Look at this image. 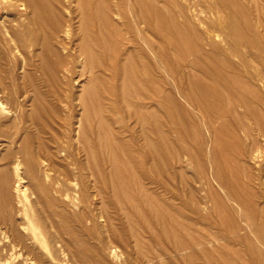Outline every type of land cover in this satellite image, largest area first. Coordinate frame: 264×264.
<instances>
[{
  "label": "rangeland",
  "instance_id": "rangeland-1",
  "mask_svg": "<svg viewBox=\"0 0 264 264\" xmlns=\"http://www.w3.org/2000/svg\"><path fill=\"white\" fill-rule=\"evenodd\" d=\"M135 1L89 0V4H87L88 0L87 3L86 0L85 2L84 0H45L52 9L45 11L46 8L42 7L40 17L33 11L27 0H0V181L2 185L4 183L8 185L7 188L0 182V238L2 239L5 233L12 232L11 223L21 229V221L27 220L25 214L27 212L39 224L42 235L46 239L45 245L48 246H44V248L40 240H36L34 246L42 250L40 258L42 262L39 261L37 264H60L61 262L62 264L70 262L71 264H258L260 263L258 257L249 251L248 246L252 243L254 247L264 249L260 238L259 240L257 238L259 220L264 219L262 217L264 216V209H262L264 207V56H261L264 55V51H262L264 49L262 48L264 47L262 45L264 44L262 41L264 40V34H262L264 29L258 28L256 31L257 38L260 39V42L255 44L257 47L255 45L242 47L241 45L243 52L241 48L240 50L237 48V53L234 51L235 55L233 52H231L232 55H229L231 50L223 44L222 35L219 37L211 30L212 20L218 18L221 13L218 9L217 11L215 8H213L214 10L210 8L212 0H156L168 18L170 17L178 23H184L193 28L192 30L195 31L193 32L197 34L194 36L193 32H188L191 37H194L190 39L188 34L185 38L190 40L192 45L197 40L201 46L198 47V42H196L195 46L198 49L196 48V51L187 54L184 56L185 59L181 60V51L174 44V41H177V34L173 33L175 31H172V35L170 28L166 29V39L159 40L154 32L148 28V30L145 29L144 23L139 20L135 11L130 12L134 10ZM85 3V7L82 6ZM87 5L88 10L92 11V15L85 9ZM104 6L108 9V13L107 11L105 13ZM129 9L130 11L125 12ZM215 11L217 13L220 11V13H214ZM96 12L97 15H95ZM103 12L104 15L108 14L109 21L106 16L102 15ZM214 14L218 17L213 16ZM103 18L107 20L105 21ZM151 22L153 23V18ZM146 34L151 38L149 39L151 50L145 47ZM214 35L219 44L218 50L215 48L214 52L216 50V53L218 51L220 55L211 53L213 50L211 39H214ZM99 40H105L104 42L110 47L108 50L104 49L106 53L101 52L102 48L98 49L97 41L99 42ZM84 41H88L86 43H90L92 47L96 46L98 49L93 47L91 56L93 60H87L89 64L92 62V65L86 64V59L77 55L78 48ZM188 41L187 43H190ZM141 45H145L144 48ZM111 47H116L118 52H115V49L112 51ZM141 47L143 50L146 48L147 53L143 52ZM51 48L55 51L58 50L63 57H67L71 61V63L68 62L70 65H65L67 59L63 60L60 56L55 55ZM132 48L134 49L132 50ZM227 48L229 54L227 50L224 51ZM160 49L165 50L167 59L165 63L158 66L155 54ZM223 51L230 58L224 59ZM113 52L116 53L117 71L120 70L116 77L111 71L113 65L110 66L113 63ZM100 53H102V57H100ZM202 54L209 55L206 58V55L202 56ZM210 56L215 58L214 61L211 58L208 59ZM75 57L77 59L74 61ZM145 57L149 62L143 63ZM194 57L199 58L198 61L202 59L203 63L199 61L200 63L193 64L191 59ZM243 57L246 58L247 63ZM108 59L110 61L105 63ZM94 63H97L98 66L93 65ZM100 63H104L106 67L104 68V65L99 67ZM215 63L220 66L217 67L218 64ZM71 64H73L72 69L70 68ZM234 64L237 67V72ZM130 65H133L134 68ZM232 65L234 66L232 67ZM48 68L56 75L50 72L49 74ZM65 68L68 70L64 72ZM126 68L129 69L128 72H126ZM215 68L222 69V75L225 72V77L229 79L232 86L229 81L228 83L225 81L227 78L215 74ZM130 70H133V73L137 72L135 73L137 79L142 77L138 86L149 87L146 85L152 81V84L149 82L150 87L146 90L138 88L137 79L134 78L135 82L134 79L130 82L128 76V79H125L126 75L132 73ZM211 71L213 72L211 73ZM231 72L237 73L238 78L235 76V79L237 81L240 79L239 82L235 81V84L232 82L235 79ZM66 73H69V76ZM143 77L150 79L146 83L143 81ZM244 81L247 82L244 83ZM241 82L245 85L238 84ZM236 84L239 88L233 90L232 87ZM197 85L212 92L208 93L206 90L204 94H201L204 91L198 86L200 95H202L200 97ZM134 86H137L136 89ZM159 86L163 88L164 92H162L166 95L163 105H159V93L155 91L156 95L154 92V89ZM132 88H134L135 94L137 88H141L140 91L147 92L149 89L152 92L148 93V99H146L148 96L143 97L145 95L142 94L140 100L144 103L135 105L132 103L135 98V95L132 94L133 91L130 90ZM118 89H120L119 93H122H120L122 97L117 94ZM222 89L225 90L222 91ZM110 91L111 93L116 91L117 97L113 96ZM213 92L219 96H216L215 99L217 98L221 103L211 99L214 97L212 96ZM87 94L90 95L87 96ZM208 94L211 98L205 97L209 96ZM243 95L244 101L241 98ZM64 97L69 101L66 99V102ZM197 98H200L202 103ZM214 103L218 106L216 105V107ZM201 104L208 109L207 112L210 115L203 111L205 109L201 107ZM86 105L88 106L86 107ZM98 106L101 110L98 109ZM134 111L142 112L140 114L144 119L151 113L162 115L157 116L162 120V131L166 134L164 136L163 132V138L166 141H164L166 144L164 142L163 144L166 147L162 153L165 154L162 156L161 153L158 154L161 158L163 157L162 159L157 155L154 156L155 158L152 155L146 157V150L142 151L147 145L145 144L146 136L150 135L148 137L150 139L152 133L150 134L149 131V133L147 132L149 135L144 136L142 117L139 116L141 119L135 121L134 114H137L136 118L140 114ZM128 112L132 113L134 117ZM214 112H217L218 115L216 113L215 116ZM128 115L130 118H127ZM114 116L118 118V121L121 118V121L118 122ZM80 117L86 118L83 119V128H86L88 132L84 129L81 135L82 140L77 138L78 135L76 136L80 128L78 122ZM40 118L41 120L46 119L47 125L43 120L41 121L43 122L42 126L39 123ZM144 119L142 120L144 121ZM55 120L58 121V123L56 121L57 126L54 125ZM61 121H63V125ZM65 121L69 122V127L66 125L68 122L65 123ZM48 124H51V127H47L50 126ZM118 128L120 129L118 130ZM147 128L149 127L147 126ZM15 129L18 133L13 141H10V131L13 135L16 133ZM68 129L71 131L69 132ZM67 132L72 134V137H69L70 140L68 139L69 135H66ZM86 137L88 140L85 139ZM153 137L155 138V134ZM44 138L46 141H43ZM106 139L107 141H105ZM130 139L133 141H129ZM155 140L152 142H157ZM112 141L114 144L116 143L115 146L110 143ZM22 142L24 143L23 147L20 146ZM38 142H40L39 146ZM82 142L83 144L86 142L84 146L81 144ZM66 143L69 148L68 155L64 150ZM85 146H88L89 149H85ZM107 147L109 148L107 149ZM111 147H114L115 150H111ZM24 149L25 151H23ZM94 149H96V153ZM87 150L90 151H88L90 154H87ZM47 153H49L50 159L47 158ZM17 162L18 164L21 162L19 166L17 165L19 171L16 169L19 175L14 173ZM65 172L69 174L66 175ZM5 177L8 178L6 179L9 180L8 182ZM53 179L59 182L57 183ZM17 181L21 187L27 186L26 196L28 198L20 194L21 201L19 195L16 196ZM74 183L79 186L77 184L75 186ZM54 184L56 187H61H59V192L52 187ZM29 185L30 187H28ZM4 187L6 191H3ZM52 208L57 210L56 214L60 209H64L63 212L66 215L64 218V214L60 210L63 216L61 212H59L61 218L59 214L58 216L54 215V222L56 224L64 222L60 224H67L66 227L72 229L70 236L68 233L62 234V237L65 235L63 238H66V242H63L64 245L60 244L62 243L60 241L57 244V231L53 226V228L50 226L51 221L47 214ZM78 216L82 220H79ZM78 220L82 222L79 223ZM68 223L72 226H68ZM39 245L41 246L39 247ZM61 245L65 248H61ZM210 245L215 246L211 247ZM3 253L5 255V251ZM252 254L253 256H251ZM77 255L82 261L77 258ZM19 256V259H22L23 255ZM64 261L66 262L64 263Z\"/></svg>",
  "mask_w": 264,
  "mask_h": 264
},
{
  "label": "bare ground",
  "instance_id": "bare-ground-1",
  "mask_svg": "<svg viewBox=\"0 0 264 264\" xmlns=\"http://www.w3.org/2000/svg\"><path fill=\"white\" fill-rule=\"evenodd\" d=\"M26 1V0H25ZM126 1V0H125ZM165 1V0H164ZM213 2H212V4H211V9H213V8H215L216 10L218 9V10H220L221 11V13H222V15H221V13H220V11L218 12V13H220V16L218 17V15H216V14H214L213 16H217L218 18H216L215 20H212V28H211V30L212 31H214V34H216V35H222L221 37H223L222 38V40L224 41V43L223 44H225L231 51H230V54H229V49L227 48V49H225L224 51H228V54L229 55H232V53L231 52H233V54L235 55V52H236V50H237V48H239L238 50H240V48L242 49V47H247V46H253V45H255L256 43H259L260 42V39L259 38H257V34H256V31H258L257 29L258 28H261V29H264V0H215V2H214V0H212ZM27 2H28V4H30L31 5V7H32V9H33V11L37 14V16H40V11H41V8L43 7V9H44V7L46 8L45 9V11L47 10V9H49V10H51L52 9V7H50V5H48V3L47 2H45V0H27ZM26 2V3H27ZM54 2V1H53ZM84 2H85V0H84ZM81 3V2H80ZM86 3H87V0H86ZM86 3L84 4V5H82V6H84L85 7V5H86ZM92 3V2H91ZM83 4V3H82ZM87 4H89V0H88V3ZM98 4V3H97ZM107 5H108V3H107ZM107 5H105V6H107ZM126 5V4H125ZM95 6V5H94ZM99 7H100V5H98ZM104 6V8L106 9H104V8H102V9H104L105 10V13H106V11H107V13H108V6H107V8ZM131 6H133V5H131ZM130 6V7H131ZM216 6V7H215ZM91 7V6H90ZM94 8H96V7H94ZM83 10H84V8H82ZM87 11H90V10H88V5H87V8H85ZM90 9V8H89ZM125 9V8H124ZM132 9V8H131ZM214 10V9H213ZM212 10V11H213ZM217 10V11H218ZM95 11V10H94ZM93 11V14L95 13ZM101 11V9L99 10V12ZM128 11H130V9L129 10H126L125 12H128ZM132 11H135L136 12V15L139 17V20H141L143 23H144V26H145V29H149V30H151V32H154L156 35H157V38L159 39V40H163L164 41V39H166V29H169L170 30V32H171V34H172V31H175V32H173V33H176L177 34V41H174V44H176V48L179 50V51H181V57H180V59L182 60V58H183V60L185 59V57L184 56H186L187 54H189V53H193L194 51H196L198 48H197V46H195V44H196V42H198L197 40H196V42L194 43V45H192V42L190 41V43H187V41L188 40H186V36H188V34L189 33H192L194 30H192L193 28H191V27H188L187 25H185L184 23H178V22H176V21H174L172 18H168V16L165 14L166 12L165 11H163V9L161 8V7H159L158 6V4L156 3V0H136L135 1V7H134V10H131L130 12H132ZM217 11H215L214 13H217ZM53 12H55V11H53ZM81 12H82V10H81ZM91 13H89V14H91L92 15V11H90ZM165 12V13H164ZM83 13V12H82ZM86 13V12H85ZM84 13V14H85ZM102 13V12H101ZM217 13V14H218ZM99 14V13H98ZM131 14V13H130ZM86 15H87V13H86ZM95 15H97V12H96V14ZM102 15H104V12H103V14ZM134 15V14H133ZM56 16H57V13H56ZM88 16H90V15H88ZM104 16H106L107 18H108V21H109V17H108V14L107 15H104ZM36 17V16H35ZM41 17V16H40ZM102 17V16H101ZM47 18V17H46ZM59 18V17H58ZM89 19H92V18H90V17H88ZM152 18H153V23L151 22L152 21ZM104 19V18H103ZM105 21L107 20L106 18L104 19ZM137 20V19H136ZM90 22H92V21H90ZM93 23V22H92ZM105 23V22H104ZM110 23H112V22H110ZM4 24V23H3ZM108 24V23H107ZM107 24H105V25H107ZM93 25V24H92ZM112 25V24H111ZM130 25V24H129ZM104 26V25H103ZM84 27H85V24H84ZM107 27V26H106ZM111 27V26H110ZM116 27V26H115ZM132 27V26H131ZM90 28V27H89ZM101 28H102V26H101ZM108 28V27H107ZM114 28V27H113ZM128 28V27H127ZM106 29V28H105ZM147 29V30H148ZM174 29V30H173ZM87 30V29H86ZM165 30V31H164ZM260 30V29H259ZM88 31H89V29H88ZM104 31V30H103ZM106 31H108V30H106ZM116 31V30H115ZM186 31H187V35H186ZM105 32V31H104ZM147 32V31H146ZM166 32V33H165ZM189 32V33H188ZM195 32V31H194ZM193 32V34L192 35H194V36H196L197 34L196 33H194ZM92 33V32H91ZM150 33V32H149ZM147 33L148 35H150V34H152V33ZM259 33V32H258ZM113 34H115L114 33V31H113ZM121 34V33H120ZM147 34H146V36H147ZM262 34H264V33H262ZM42 35V34H41ZM173 35V34H172ZM190 35V34H189ZM260 35V34H259ZM99 36V35H98ZM101 36V35H100ZM105 36V35H104ZM104 36H103V38H104ZM151 36V35H150ZM176 36V35H175ZM193 36V37H194ZM93 37V36H92ZM116 37V36H115ZM193 37H191V35L189 36V38L191 39V38H193ZM214 37V39H215V35L213 36ZM220 37V36H219ZM94 38V37H93ZM99 38H101V37H99ZM110 38V37H109ZM122 38V37H121ZM216 38H218L217 36H216ZM149 39H151L150 37H148L147 36V39H146V46L145 45H141V46H143V48H144V46L145 47H147V49L148 50H151V44H150V40ZM158 39H157V41H158ZM188 39V38H187ZM195 39V38H194ZM193 39V40H194ZM211 39V47H212V51H211V53H213V55L214 54H217L218 53V51H217V53H216V50H218L217 49V47H218V42L216 41V40H218V39ZM101 40H103L102 38H101ZM101 40H99V42L97 41V44L99 45V47H98V49L99 50H101L100 48H102L103 50H101V52L103 53H106L105 51H104V49H106V50H108V45L104 42V41H101ZM120 40V39H119ZM188 41V42H189ZM262 41H264V40H262ZM86 42H88V41H86ZM85 41L80 45V48H78V51H77V55H80L81 57L83 56V58L84 59H86V61L87 60H93V58L91 57L92 56V48L94 47V49L96 48V46H93L92 47V45H90V43L88 44V43H86ZM108 42V41H107ZM176 42V43H175ZM66 43V42H65ZM144 43V44H145ZM181 43V44H180ZM15 44V43H14ZM163 44V43H162ZM199 42H198V47H200L199 46ZM43 45V44H42ZM240 45V47H237V46H239ZM241 45H242V47H241ZM243 45H245V46H243ZM259 45V44H258ZM262 45H264V44H262ZM52 46H54V45H52ZM256 47H257V45H255ZM114 47V46H113ZM249 47V48H250ZM137 48V47H136ZM161 48V47H160ZM197 48V49H196ZM216 48V50H215V52H214V49ZM262 48H264V47H262ZM52 49V48H51ZM94 49H93V51H94ZM97 49V48H96ZM97 49V50H98ZM109 49H110V47H109ZM113 49H115L114 51L115 52H118V49L115 47V48H112L111 47V50L113 51ZM134 48H132V50H133ZM141 49H142V47H141ZM146 49V48H145ZM145 49L143 50V52H146L147 53V49H146V51H145ZM220 49V48H219ZM48 50V49H47ZM52 50H54V49H52ZM222 50V49H221ZM233 50V51H232ZM255 50V49H254ZM224 51H223V53H224ZM235 51V52H234ZM257 51V50H256ZM262 51H264V49H262ZM52 52V51H51ZM54 53H55V55H58V56H60L61 57V59H67V57H63L62 55H60L59 54V51L57 50V51H53ZM95 52V51H94ZM219 52H221V51H219ZM240 52V51H239ZM242 52H243V49H242ZM251 52V51H250ZM259 52H261V51H259ZM58 53V54H57ZM97 53H99V52H97ZM102 53H100V57H102L101 55H102ZM132 53V52H131ZM210 53V52H209ZM237 53V52H236ZM241 53V52H240ZM70 54H72L71 52H70ZM113 54H114V52H113ZM112 54V55H113ZM118 54V53H117ZM133 54V53H132ZM219 54V53H218ZM222 54V53H221ZM226 54H227V52H226ZM227 54V55H228ZM239 54V53H238ZM242 54H244V53H242ZM261 54V53H260ZM54 55V54H53ZM74 55V54H73ZM97 55V54H96ZM99 55V54H98ZM105 55H107V54H105ZM104 55V56H105ZM131 55V54H130ZM151 55V54H150ZM206 55V58H207V56L209 55H207V54H205ZM205 55H203L202 54V56H205ZM220 55V54H219ZM227 55H225V53H224V59H226V57H229L230 58V56H227ZM75 56V55H74ZM74 56H73V58H74ZM107 56H109V55H107ZM111 56V55H110ZM143 56V55H142ZM147 56V55H146ZM155 56H156V62H157V64H158V66H160V65H162L163 63H165L166 62V59H167V55H166V52H165V50L164 49H160L159 51L157 50V52H156V54H155ZM201 56V55H200ZM216 56H218V55H216ZM238 56V55H237ZM242 56H244V55H242ZM255 56V55H254ZM261 56H264V55H261ZM71 57H72V55H71ZM144 57V56H143ZM148 57V56H147ZM147 57H145L146 59L144 60V62L143 63H146L145 61H147V62H149V60H148V58ZM198 57V56H197ZM219 57V56H218ZM241 57V56H240ZM245 57V56H244ZM243 57V58H244ZM250 57H252V56H250ZM45 58V57H44ZM73 58H72V60H73ZM99 58V57H98ZM106 58V57H105ZM139 58V57H138ZM137 58V59H138ZM203 58H205V57H203ZM205 58V59H206ZM209 58H211V56L210 57H208V59ZM222 58H223V56H222ZM242 58V59H243ZM257 58V57H256ZM47 59V58H46ZM77 58L75 57V59H74V61L76 60ZM100 59V58H99ZM134 59V58H133ZM198 59L199 58H196V57H194V58H192L191 59V62L193 63V64H198V63H200L199 61H201L202 63H203V61H202V59L201 60H199L198 61ZM207 59V60H208ZM213 61H214V59L213 58H211ZM218 59V58H217ZM216 59V60H217ZM224 59H222V60H224ZM228 59V58H227ZM245 60H246V58H244ZM243 59V60H244ZM70 60H71V58H70ZM82 60V59H81ZM91 60V61H92ZM115 60H116V53L112 56V61H113V63H111V65L110 66H112V74H113V76H117V73H119L118 71H120V70H118L117 71V69H118V67H117V62H115ZM219 60V59H218ZM231 60V59H230ZM242 60V62L244 63V61ZM255 60V59H254ZM58 61V60H57ZM100 61V60H99ZM110 60L108 59L107 60V62H105V63H108ZM136 61V60H135ZM151 61V60H150ZM61 61H59V63H60ZM64 62H66V61H64ZM68 62H70L71 63V61H69L68 59H67V64L65 63V65H70V64H68ZM73 62V61H72ZM84 62H85V60H84ZM88 62V61H87ZM86 62V64H89V62L87 63ZM98 62V61H97ZM134 62V61H133ZM217 62V61H216ZM223 62V61H222ZM222 62H221V64H222ZM92 63V62H91ZM90 63V64H91ZM224 63V62H223ZM246 63H247V60H246ZM61 64V63H60ZM59 64V65H60ZM86 64H84V65H86ZM89 64V65H90ZM97 65V63H94L93 65ZM131 64V63H130ZM136 64H137V61H136ZM151 64V63H150ZM213 64V63H212ZM211 64V65H212ZM215 64H218V63H215ZM214 64V65H215ZM231 64V63H230ZM238 64V63H237ZM72 65L73 64H71V66H70V68L72 67ZM92 65V64H91ZM100 65L101 66H99V67H102L103 65V67L105 68L106 67V65L104 64V63H100ZM108 65V64H107ZM129 65V64H128ZM134 65V64H133ZM133 65H130L131 67H133ZM147 65H148V63H147ZM235 65V64H234ZM234 65H232V67L234 66ZM62 66V65H61ZM63 66H64V64H63ZM62 66V69H64V67ZM98 66V65H97ZM130 66H128L129 67V69H130ZM150 66V65H149ZM213 66V65H212ZM218 66H220L219 64L217 65V67ZM44 67H46V66H44ZM60 67V66H59ZM67 67V66H66ZM136 67V66H135ZM144 67V66H143ZM216 67V66H215ZM47 68V67H46ZM54 68V67H53ZM61 68V67H60ZM84 69H85V67H83ZM89 68H91V67H89ZM134 68V67H133ZM138 68V67H137ZM150 68V67H149ZM213 68H214V66H213ZM234 68H236V72H237V67H236V65H235V67ZM50 69H52V68H50ZM56 70H57V68H55ZM72 69V68H71ZM127 69V68H126ZM129 69H127V71L126 72H128V70ZM132 69V68H131ZM216 70H215V74H217V75H219V76H223L222 78H227V77H225V72H224V75H222V73H221V71H222V69L220 70V69H218V68H215ZM61 70V69H60ZM66 70H68V68L66 69L65 68V70H63L64 72L66 71ZM211 70V69H210ZM224 70V69H223ZM58 71H59V69H58ZM132 73H133V70H130ZM239 71V70H238ZM257 71V70H256ZM50 72V70H49V68H48V73ZM71 72V71H70ZM131 72H129V73H131ZM213 71H211V73H212ZM50 73H52V74H55L56 75V73L54 72H50ZM49 73V74H50ZM128 74V75H126V78L125 79H128L127 78V76L129 77V81L130 80H133L134 78L135 79H137V77H135V73H137L136 71H135V73H133V74ZM232 73V72H231ZM230 73V74H231ZM234 73V72H233ZM232 73V77L235 79V76L238 78V76L236 75V74H233ZM67 74V73H66ZM69 74V73H68ZM67 74V76H69ZM111 74V73H110ZM214 74V73H213ZM137 75V74H136ZM141 75V74H140ZM227 75H229V74H227ZM145 77V76H144ZM143 77V78H144ZM231 77V80H233V78ZM98 79V78H97ZM124 79V80H125ZM135 79H134V82H135ZM146 78H144L143 79V81H145L146 83H147V81H149V79L150 78H148L147 77V79L145 80ZM215 79V78H214ZM127 80V81H128ZM142 80V77H140V78H138L137 79V86H138V84H139V81H141ZM217 80V79H216ZM127 81H126V83H127ZM212 81V80H211ZM215 81V80H214ZM218 81H220V80H218ZM225 81H227V83H228V81H229V79L227 78ZM235 81L236 82H239L240 81V79H239V81H237V79H235L234 81H232L234 84H235ZM124 82V81H123ZM131 82V81H130ZM150 82V81H149ZM149 82L147 83L148 85H146L145 83V85L146 86H149L150 87V85H149ZM195 82V81H194ZM198 82V81H197ZM245 82H247V81H244V83ZM126 83H124L125 85H126ZM129 83V82H128ZM141 83H143V82H141ZM140 83V84H141ZM229 83H231L230 81H229ZM135 84V85H136ZM150 84H152V81L150 82ZM217 84V83H216ZM220 84V83H219ZM239 85H245V84H243L242 82L241 83H238ZM238 84H236V86L235 85H233V90L235 89H237V88H239L237 85ZM203 85V84H202ZM227 85H229V84H227ZM231 86H232V83L230 84ZM229 85V86H230ZM89 86V85H88ZM131 86V85H130ZM137 86H134V88L136 89V87ZM199 85H197V89H198V91H199V95H200V88L202 89V91H204V92H202L201 94H204L205 92H206V90H204L202 87H198ZM204 86V85H203ZM222 86V85H221ZM226 86V85H225ZM235 86V87H234ZM111 87H113V86H111ZM110 87V88H111ZM117 87V86H116ZM139 87H141V88H145L144 86L142 87V86H138V88ZM149 87H146L145 88V90L147 89V88H149ZM154 87V86H153ZM207 87H209V85H207ZM246 87H247V84H246ZM248 87H250L249 85H248ZM114 88H115V86H114ZM119 88V87H118ZM131 88V87H130ZM134 88H132V89H130V90H134ZM137 88V90H136V94H135V92L133 91H131L132 92V94L133 95H135V98H134V96H131V98H134L133 100H132V103H134L135 105H137L138 103H144V102H141V100H140V96H142V94L143 95H145V96H143V97H146V96H148L146 99H148L149 98V92H152L151 90L149 91V89L147 90V92L144 90V91H140V90H142L141 88L140 89H138ZM210 88H212V87H210ZM221 88V87H220ZM223 88H224V86H223ZM254 88V87H253ZM128 89V88H127ZM156 89V90H155ZM154 89V92L156 91V92H158L159 93V105H163L164 104V102H165V100H164V96H166V95H164V90H163V88L162 87H158V88H155ZM228 89V88H227ZM230 89V88H229ZM250 89H251V87H250ZM255 89V88H254ZM116 90V89H115ZM119 90L120 89H118V95L121 93H119ZM212 90H214V88H212ZM223 90H225V89H222V91ZM93 91V90H92ZM111 91H112V89H111ZM111 91H110V93H111ZM123 91V90H122ZM140 91V92H139ZM163 91V92H162ZM208 91V90H207ZM209 91H211V90H209ZM209 91H208V93H209ZM215 91H217V90H215ZM214 91V92H215ZM230 91V90H229ZM96 92H98V91H96ZM125 92V91H124ZM131 92H129L130 94H131ZM153 92V93H154ZM156 92H155V94H156ZM212 92V91H211ZM213 92V93H214ZM114 93V94H113ZM115 93H116V91L115 92H112L111 94L114 96L115 95ZM128 93V92H127ZM163 93V94H162ZM197 93V92H196ZM229 93V92H228ZM230 93H231V91H230ZM232 93H233V91H232ZM122 94V93H121ZM120 94V95H121ZM131 94V95H132ZM207 94V93H206ZM226 93L224 92V95H225ZM88 95H90V94H87V96ZM127 95V94H126ZM157 95V94H156ZM209 96H205V97H208V98H211L210 97V94H208ZM231 95H233V94H231ZM245 95V94H244ZM244 95L241 97L242 99H243V97H244ZM253 95V94H252ZM66 96V95H65ZM116 96V95H115ZM196 96H198V95H196ZM196 96H195V99H196ZM202 95H200V97H201ZM212 96H214L213 98H211V99H214L213 101L215 102H218V103H221V102H219L218 101V99L216 100L215 99V97L217 96V95H215V93L212 95ZM228 96V95H227ZM239 96V95H238ZM255 96V95H254ZM84 97V96H83ZM117 97V96H116ZM115 97V100L117 99ZM121 97H122V95H121ZM127 97V96H126ZM217 97H219V96H217ZM223 97V96H222ZM226 97V96H225ZM229 97V96H228ZM246 97V96H245ZM41 98V97H40ZM88 98V97H87ZM66 102H67V98H63ZM67 99V100H66ZM79 99V98H78ZM145 99V100H146ZM200 99V98H199ZM198 98H197V100L198 101H200ZM207 99V98H206ZM220 99V98H219ZM238 98H236V100H237ZM245 99V98H244ZM244 99H243V101H244ZM89 100V99H88ZM135 100V101H134ZM143 100V99H142ZM145 100H143V101H145ZM228 100H230V99H228ZM239 100V99H238ZM249 100V99H248ZM69 101V100H68ZM197 101V102H198ZM202 101V100H201ZM200 101V103H202ZM212 100H211V102H213ZM224 101V100H223ZM1 102V101H0ZM36 103H37V101H35ZM65 102V103H66ZM147 102V101H146ZM145 102V103H146ZM91 103V102H90ZM203 103H204V100H203ZM31 104V103H30ZM67 104V103H66ZM86 104H87V102H86ZM88 104H89V101H88ZM167 104V103H166ZM213 104V103H212ZM215 104V106L217 105L216 103H214ZM231 104H232V102H231ZM40 105V104H39ZM202 105V104H201ZM207 105H209L208 104V102H207ZM246 105V104H245ZM249 105V104H248ZM247 105V106H248ZM33 106V105H32ZM88 105H86V107H87ZM100 106V105H99ZM99 106H98V109H100L101 108V106H100V108H99ZM147 106V105H146ZM166 106V105H165ZM198 106H199V104H198ZM204 105H202L201 107H203ZM218 106V105H217ZM216 106V107H217ZM232 106V105H231ZM246 106V107H247ZM250 106V105H249ZM42 107H43V105H42ZM54 107V106H53ZM86 107H85V109H86ZM205 107V106H204ZM203 107V108H204ZM32 108V107H31ZM92 108V107H91ZM163 109H164V107H162ZM199 108V107H198ZM230 108V107H229ZM36 109V108H35ZM45 109V108H44ZM43 109V110H44ZM87 109H90V108H87ZM96 109V108H95ZM205 110H203L204 112L206 111H208V109L207 108H204ZM207 109V110H206ZM18 110V109H17ZM101 110V109H100ZM214 110V109H213ZM217 110V109H216ZM254 110V109H253ZM256 110V109H255ZM15 111V110H14ZM38 111V110H37ZM93 111V110H92ZM97 111V110H96ZM209 111H211V110H209ZM251 111H252V109H251ZM17 112V111H16ZM33 112V111H32ZM57 112V111H56ZM101 112V111H100ZM134 112H138V111H134ZM41 113V112H40ZM43 113V112H42ZM98 113V112H97ZM141 114H142V112H140ZM139 112H138V114H140ZM148 113V112H147ZM149 113H151L150 111H149ZM215 113V116H216V113L217 112H214ZM34 114V113H33ZM56 114V113H55ZM60 114V113H59ZM128 114H131L132 115V113H129L128 112ZM138 115V118H136L137 116V114L135 113L134 115H135V121H137L139 118L141 119V117H142V115ZM156 115H154V114H150V116H147L145 119L142 117V119H144V121L141 119V121H142V125L144 126V133H145V135L144 136H146V135H149L148 133H149V131H150V134H151V136L153 137V135L155 134V138L153 137H151L152 138V140H151V138L149 139L148 137L150 136H146V138H145V141H146V143L145 144H147L146 146H145V149L144 150H142L143 152L146 150V152H145V155H146V157L148 156H150L151 157V155L154 157L155 155H157V156H159L160 157V155H158V154H160L161 153V156L163 155V154H165V153H162L164 150V147H166V141L164 140V136H166V134H165V132L164 131H162L163 130V128H162V124H161V121L162 120H160L157 116H162V115H158L157 113H155ZM162 114V113H161ZM207 114L208 115H210V113L209 112H207ZM206 114V115H207ZM23 115V114H22ZM58 115V114H57ZM61 115V114H60ZM148 115V114H147ZM212 115V114H211ZM217 115H218V113H217ZM55 116V115H54ZM53 116V119H55V117ZM129 117H127V118H130V115H128ZM139 116H141V117H139ZM205 116V115H204ZM61 117V116H60ZM71 117V116H70ZM87 117V116H86ZM114 117H116V116H114ZM132 117H134L133 115H132ZM145 117V116H144ZM210 117H213V116H210ZM51 118V117H50ZM68 118H69V116H68ZM90 118V117H89ZM88 118V119H89ZM112 118H113V116H112ZM52 119V120H53ZM66 119V118H65ZM64 119V120H65ZM83 119H86V118H83V117H80V121H78L79 122V126H80V128H79V130H78V132L75 130V132H77L78 134H76V136H77V138L79 139V140H82L83 139V137H81V135H82V133L84 132V129H86V128H83ZM87 119V120H88ZM116 120L118 119L117 117L115 118ZM115 119H114V121H115ZM120 120L119 121H121V118H119ZM137 119V120H136ZM183 119V118H182ZM211 119V118H210ZM228 119V118H227ZM40 121H39V123L40 124H42L43 122H45V121H47L46 119L44 120V119H42L41 120V118L39 119ZM44 120V121H43ZM68 120V119H67ZM90 120H92L91 118H90ZM101 120V119H100ZM179 120V119H178ZM41 121H43V122H41ZM56 121L57 120H55V124L54 125H56ZM58 121H60L59 119H58ZM58 121H57V123H58ZM118 121V120H117ZM118 121V122H119ZM140 121V122H141ZM210 121V120H209ZM217 121V120H216ZM227 121V120H226ZM229 121V120H228ZM9 122V121H8ZM49 122V121H48ZM62 122V125H63V121H61ZM68 121H65V123H67ZM86 122H88V121H86ZM116 122V121H115ZM139 122V121H138ZM208 122V121H207ZM242 122V121H241ZM31 123H33V122H31ZM46 123V122H45ZM50 123H52L51 121H50ZM92 123V122H91ZM90 123V124H91ZM131 123H133V122H131ZM144 123H145V125H144ZM37 124V123H36ZM68 124H69V122L66 124L67 125V127H69L68 126ZM77 124V123H76ZM88 124H89V122H88ZM93 124V123H92ZM91 124V125H92ZM134 124V123H133ZM163 124H164V122H163ZM213 124V123H212ZM46 125H47V123H46ZM48 125H50V126H47V127H51V124H48ZM53 125V126H54ZM110 125V124H109ZM224 125H226V124H224ZM42 126H43V124H42ZM57 126V125H56ZM78 126V127H79ZM99 126V125H98ZM128 126V125H127ZM147 126L149 127V128H147ZM206 126V125H205ZM204 126V127H205ZM21 127V126H20ZM55 127V126H54ZM54 127H52V128H54ZM78 127H77V129H78ZM89 127V126H88ZM103 127H104V125H103ZM107 127V126H106ZM120 127V126H119ZM135 127V126H134ZM213 127V126H212ZM245 127V126H244ZM16 129L18 128V127H15ZM89 128H91V127H89ZM127 128V127H126ZM125 128V129H126ZM136 128V127H135ZM162 128V129H161ZM206 128V127H205ZM16 129H15V131H16ZM19 130L21 129V128H18ZM38 129V128H37ZM50 129V128H49ZM70 129V128H69ZM68 129V131L70 132L71 130H69ZM120 128H118V130H119ZM228 129V128H227ZM41 130V129H40ZM81 130H83L82 132H81ZM107 130H109V129H107ZM196 130V129H195ZM194 130V131H195ZM26 131V130H25ZM24 131V132H25ZM86 132H87V129L85 130ZM89 131V130H88ZM115 131V130H114ZM113 131V134H115V132ZM146 131V132H145ZM56 132V131H55ZM69 132H67L66 133V135L68 136V139H69V137L72 135L71 133L69 134ZM137 132V131H136ZM140 132V131H139ZM148 132V133H147ZM163 132H164V136H163ZM189 132V131H188ZM229 132V131H228ZM17 131H16V133L15 134H13V135H11L12 134V132L10 131V141H13V138L14 137H16V135H17ZM33 133V132H32ZM88 133V132H87ZM104 133V132H103ZM121 133V132H120ZM147 133V134H146ZM195 133V132H194ZM56 134V133H55ZM60 134V133H59ZM6 135H7V133H6ZM24 135V134H23ZM35 135V134H34ZM57 135H58V133H57ZM56 135V136H57ZM62 135V134H61ZM5 136V135H4ZM8 136V135H7ZM35 136H37V135H35ZM50 136V135H49ZM53 136H54V134H53ZM55 136V137H56ZM89 136V135H88ZM72 137V136H71ZM197 137V136H196ZM7 138V137H6ZM50 138H51V136H50ZM50 138H48V139H50ZM76 138V139H77ZM82 138V139H81ZM89 138V137H88ZM96 139H97V137H95ZM20 139V138H19ZM56 139V138H55ZM55 139H54V141H55ZM85 139H87V137L85 138ZM122 139V138H121ZM154 139H156L155 141H157V142H155V143H153L154 141ZM218 139V138H217ZM8 140V141H9ZM16 140V139H15ZM53 140V139H52ZM70 140V139H69ZM88 140V139H87ZM90 140V139H89ZM92 141H93V139H91ZM98 140V139H97ZM110 140V139H109ZM194 140V139H193ZM222 140V139H221ZM24 141V140H23ZM43 141H46L45 140V138H44V140ZM102 141V140H101ZM105 141H107V139L105 140ZM111 141V140H110ZM129 141H133V140H129ZM153 141V142H152ZM165 141V142H164ZM25 142V141H24ZM27 142V141H26ZM41 142H42V139H41ZM84 142V141H83ZM83 142L81 143L83 146L85 145V143L83 144ZM118 142V141H117ZM121 142V141H120ZM163 142L165 143V144H163ZM230 142H232V141H230ZM13 143V142H12ZM19 143H20V141H19ZM40 142H38V146L40 145L39 144ZM43 143H45V142H43ZM67 143H68V141H67ZM66 143V144H67ZM71 143V142H70ZM102 143V142H101ZM109 143V142H108ZM107 142H106V144H108ZM110 143H112V144H114L113 143V141L112 142H110ZM109 143V144H110ZM119 143V142H118ZM117 143V146L119 145ZM128 143V142H127ZM143 143V142H142ZM207 143V142H206ZM99 144H100V142H99ZM108 144V145H109ZM19 145V144H18ZM88 145H90L89 146V148L91 147V144H90V142L88 143ZM93 145V144H92ZM98 145V144H97ZM111 145V144H110ZM116 145V143L114 144V145H112V146H115ZM165 145V146H164ZM192 145V144H191ZM10 146V145H9ZM21 147H23L24 146V143L22 142V145H20ZM19 146V147H20ZM68 146V144L66 145V147L64 148V150H65V154L66 155H68V151H69V148L67 147ZM94 146V145H93ZM107 146V145H106ZM131 146V145H130ZM82 147V146H81ZM86 147V148H85ZM84 148L85 149H89V148H87L88 146H85ZM95 147V146H94ZM119 147V146H118ZM122 147V146H121ZM175 147V146H174ZM178 147V146H177ZM222 147V146H221ZM12 148V147H11ZM16 148V147H15ZM36 148H38V147H36ZM71 148V147H70ZM109 147H107V149H108ZM116 148V147H115ZM133 148V147H132ZM40 149V148H39ZM84 149V150H85ZM129 149V148H128ZM167 149V148H166ZM183 149V148H182ZM11 150V149H10ZM19 150H20V148H19ZM91 150V149H90ZM95 150V153H96V149H94ZM104 150V149H103ZM111 150H115L114 149V147L112 148L111 147ZM118 150V149H117ZM116 150V151H117ZM127 150V149H126ZM133 150V149H132ZM174 150V149H173ZM251 150V149H250ZM23 151H25V149L23 150ZM89 150H87V152H88ZM109 151V150H108ZM115 151V152H116ZM131 151V150H130ZM129 151V152H130ZM166 151V150H165ZM19 152V151H18ZM35 152V151H34ZM38 152V151H37ZM71 152V151H70ZM86 152V151H85ZM90 152V151H89ZM87 153V154H90V153ZM112 152V151H111ZM115 152H113V153H115ZM118 152V151H117ZM136 152V151H135ZM92 153V152H91ZM196 153V152H195ZM8 154V153H7ZM11 154V153H10ZM36 154V153H35ZM38 154V153H37ZM49 153H47V158H49L50 157V155H48ZM112 154V153H111ZM130 154V153H129ZM134 154V153H133ZM197 154V153H196ZM101 155V154H100ZM132 155V154H131ZM170 155V154H169ZM176 155H177V153H176ZM27 156V155H26ZM25 156V158H27ZM118 156V155H117ZM132 157V156H131ZM133 157H134V155H133ZM199 157V156H198ZM20 158V157H19ZM18 158V161H20V159ZM96 158V157H95ZM111 158V157H110ZM115 158V157H114ZM118 158V157H117ZM121 158V157H120ZM155 158V157H154ZM161 158V157H160ZM163 158V157H162ZM161 158V159H162ZM28 159V158H27ZM50 159V158H49ZM80 159V158H79ZM165 159V158H164ZM60 160V159H59ZM14 161V160H13ZM53 161V160H52ZM27 162H29V161H27ZM83 162V161H82ZM97 162V161H96ZM15 163V162H14ZM21 163V162H20ZM19 163V164H20ZM72 163V162H71ZM139 163V162H138ZM159 163V162H158ZM19 164H18V162L16 163V168L14 169L15 171H16V169H18L17 168V165L19 166ZM24 164V163H23ZM54 164V163H53ZM27 165V164H26ZM45 165V164H44ZM70 165V164H69ZM25 166V165H24ZM99 166V165H98ZM28 167V166H27ZM31 167V166H30ZM45 167V166H44ZM52 167V166H51ZM157 167V166H156ZM12 168V167H11ZM34 168H35V166H34ZM63 168H65L66 169V167H63ZM75 168V167H74ZM88 168H89V166H88ZM99 168V167H98ZM165 168H167V167H165ZM26 169H28V168H26ZM64 169V170H65ZM158 169V168H157ZM21 170V169H20ZM44 170H47V169H44ZM60 170V169H59ZM63 170V171H64ZM90 170V169H89ZM92 170V169H91ZM97 170V169H96ZM100 170V169H99ZM18 171H19V169H18ZM48 171V170H47ZM57 171V170H56ZM67 171H68V169H67ZM118 171V170H117ZM116 171V172H117ZM135 171V170H134ZM25 172V171H24ZM34 172V171H33ZM69 172V171H68ZM98 172V171H97ZM160 172V171H159ZM158 172V173H159ZM167 172V171H166ZM221 172V171H220ZM14 173H17V171L16 172H14ZM64 173V172H63ZM66 173V172H65ZM70 173V172H69ZM68 173V174H69ZM91 173V172H90ZM94 173V172H93ZM18 174V173H17ZM47 174H49V173H47ZM46 174V175H47ZM67 173H66V175H68ZM95 174V173H94ZM123 174V173H122ZM205 174H206V172H205ZM7 175V174H6ZM19 175V174H18ZM18 175H16V176H18ZM61 175V174H60ZM21 176V175H20ZM45 176V175H44ZM7 177V176H6ZM5 177V180L6 179H8V178H6ZM51 177V176H50ZM66 177V176H65ZM95 177H97V176H95ZM125 177V176H124ZM123 177V178H124ZM139 177V176H138ZM3 178H4V176H3ZM18 178V177H17ZM121 178V177H120ZM135 178V177H134ZM36 179V178H35ZM45 179V178H44ZM62 179V178H61ZM18 181H19V179H17ZM53 180H56V179H53ZM114 180V179H113ZM134 180V179H133ZM7 181V180H6ZM9 181V180H8ZM7 181V182H8ZM17 181V182H18ZM45 181V180H44ZM74 181V180H73ZM72 181V182H73ZM95 182H96V180H94ZM93 181V182H94ZM135 181V180H134ZM1 182V181H0ZM56 182H57V180H56ZM59 182V181H58ZM57 182V183H58ZM78 182V181H77ZM16 183V182H15ZM141 183V182H140ZM227 183V182H226ZM6 183H4L3 185H5ZM8 184V183H7ZM17 185H16V190L15 191H17L16 192V196L17 195H19V200H20V194H22L24 197H27L26 195H27V191H26V188H27V186L26 185H24V187H21V185L19 184V182L18 183H16ZM22 184V183H21ZM26 184V183H25ZM75 184V183H74ZM77 184V183H76ZM76 184H75V186H76ZM1 185H2V182H1ZM2 185V186H3ZM34 185V184H33ZM39 185V184H38ZM47 185V184H46ZM56 185H58V184H56ZM78 186H79V184H77ZM115 185V184H114ZM211 185V184H210ZM8 185H5V187H7ZM26 186V187H25ZM55 186V184L52 186L53 188H55L54 190L55 191H57V192H59V190H60V188L59 187H54ZM105 186V185H104ZM233 186V185H232ZM5 187L3 188V191L5 190ZM28 187H30V185L28 186ZM121 187V186H120ZM140 187V186H139ZM231 187V186H230ZM2 188V187H1ZM8 188V187H7ZM99 188V187H98ZM97 188V189H98ZM122 188V187H121ZM124 189V188H123ZM141 190H142V188H140ZM149 189V188H148ZM147 189V190H148ZM8 190V189H7ZM6 191V190H5ZM62 191V190H61ZM67 191V190H66ZM119 191V190H118ZM133 191V190H132ZM146 191V190H145ZM56 192V193H57ZM75 192V191H74ZM80 192V191H79ZM135 192V191H134ZM143 192V191H142ZM147 192V191H146ZM122 193V192H121ZM3 194H4V192H3ZM54 194V193H53ZM80 194V193H79ZM130 194V193H129ZM5 195V194H4ZM61 195V194H60ZM144 195H145V193H144ZM72 196V195H71ZM1 197V196H0ZM44 197V196H43ZM54 197V196H53ZM65 197H66V195H65ZM28 198V197H27ZM121 198H122V196H121ZM129 198V197H128ZM156 198V197H155ZM38 199V198H37ZM56 199V198H55ZM61 199V198H60ZM1 200V199H0ZM18 200V201H19ZM27 200H29V199H27ZM62 200H63V198H62ZM71 200V199H70ZM74 200V199H73ZM154 200V199H153ZM17 201V200H16ZM21 201V200H20ZM64 201V200H63ZM62 201V202H63ZM156 201V200H155ZM51 202V201H50ZM54 202V201H53ZM69 202V201H68ZM123 202V201H122ZM2 203V202H1ZM74 203V202H73ZM10 204V203H9ZM22 204V203H21ZM24 204V203H23ZM131 204V203H130ZM155 204V203H154ZM75 205V204H74ZM134 205V204H133ZM59 206V205H58ZM62 206V205H61ZM135 206H136V204H135ZM153 206V205H152ZM23 207V206H22ZM63 207V206H62ZM18 208V207H17ZM78 208V207H77ZM19 209V208H18ZM22 209V208H21ZM36 209V208H35ZM82 209V208H81ZM154 209V208H153ZM152 209V210H153ZM262 209H264V207H262ZM10 210H12V209H10ZM25 210V209H24ZM33 210V209H32ZM61 210V209H60ZM59 210V212H63V210H61L60 211ZM4 211H5V209H4ZM57 211V210H56ZM53 208L52 209H49V211H48V214H47V216H48V219H50V223H51V227L53 226L55 229H56V231H57V234L56 235H58V241H56L57 242V244H58V242L60 241V242H62V243H60V244H63V242L66 240V238L64 239L63 237L66 235V233H68L69 234V236H70V233L72 232V229H69L68 227H66V225L65 224H60V223H64V222H60V220H57L58 222H60V223H55L54 222V218H53V216L54 215H57L58 216V214H59V212H58V214H56L57 212H56ZM78 211V210H77ZM131 211V210H130ZM165 211H167V210H165ZM62 212H61V215H62ZM74 212V211H73ZM144 212V211H143ZM260 212H262V211H260ZM20 213V212H19ZM68 213V212H67ZM78 213V212H77ZM81 213H82V211H81ZM169 213V212H168ZM12 214V213H11ZM26 214V216H27V220L26 219H23V220H26V221H21L22 222V228L20 229L16 224H14V223H11V227H12V232H11V229L9 230L11 233L9 234V233H5V235H4V237L2 236V239L0 238V264H37V263H39V261L40 262H42L41 261V251L42 250H39L36 246H34V244L36 243V240H40V243H42L41 245H43V247L45 246V247H48V246H46L45 245V238L43 237V235H42V230H41V228L39 227V224H37L32 218H31V215H29L27 212L25 213ZM34 214V213H33ZM63 214H64V218H66V215H65V213L63 212ZM146 214V213H145ZM20 215V214H19ZM60 214H59V217L61 216ZM84 214L82 213V216H83ZM262 215V214H261ZM260 215V216H261ZM22 216V215H21ZM63 216V215H62ZM68 217H69V214L67 215ZM76 216V215H75ZM81 216V217H82ZM11 217V216H10ZM33 217V216H32ZM74 217V216H73ZM85 217V216H84ZM171 217V216H170ZM178 217V216H177ZM262 217H264V216H262ZM261 217V218H262ZM61 218V217H60ZM75 218H77V217H75ZM173 218V217H172ZM230 218V217H229ZM40 219V218H39ZM78 219L79 220H82V219H80L79 218V216H78ZM165 220L167 219L166 217L164 218ZM174 219V218H173ZM78 220V221H79ZM175 220V219H174ZM56 221V222H57ZM61 221H62V219H61ZM74 221V220H73ZM159 221V220H158ZM176 221V220H175ZM260 221V223H259V230H258V232H259V237L257 236V238H258V240H259V238H260V241H261V244H262V246H264V219H262V220H259ZM80 222H82V221H79V223ZM148 222H149V220H148ZM43 223V222H42ZM67 223V222H66ZM178 223V222H177ZM180 223V222H179ZM141 224V223H140ZM257 224V223H256ZM45 225V224H44ZM58 225V226H57ZM71 225V224H70ZM69 225V223H68V226H70ZM183 225V224H182ZM223 225V224H222ZM72 226V225H71ZM70 226V227H71ZM83 226V225H82ZM229 226V225H228ZM52 227V228H53ZM182 227V226H181ZM187 227V226H186ZM9 228H10V223H9ZM174 228H175V226H174ZM188 228V227H187ZM206 228V227H205ZM229 228V227H228ZM86 230V229H85ZM187 230V229H186ZM206 230V229H205ZM5 231V230H4ZM73 231H74V229H73ZM140 231V230H139ZM6 232V231H5ZM77 232H79V231H77ZM81 232V231H80ZM196 232V231H195ZM211 232V231H210ZM55 233V232H54ZM63 233H65V235L62 237V234ZM48 234V233H47ZM185 234V233H184ZM191 234V233H190ZM201 234V233H200ZM258 234V233H257ZM215 235V234H214ZM68 236V235H67ZM86 236V235H85ZM176 236V235H175ZM188 236V235H187ZM213 236V235H212ZM220 236V235H219ZM74 238H75V236H74ZM80 239H82V237H79ZM111 238V237H110ZM202 238V237H201ZM247 238H248V236H247ZM56 239V238H55ZM68 239H70V238H68ZM71 239H72V237H71ZM222 239V238H221ZM74 240V239H73ZM83 240H86V239H83ZM248 240V239H247ZM217 241V240H216ZM66 242V241H65ZM208 242V241H207ZM47 243V242H46ZM49 243V242H48ZM179 243V242H178ZM199 243H201V242H199ZM198 243V245H200ZM245 243V242H244ZM68 244V243H67ZM197 244V243H196ZM202 244V243H201ZM226 244V243H225ZM235 244V243H234ZM249 244V243H248ZM41 245H39V247L41 246ZM64 245V244H63ZM63 245H61L60 247L61 248H65V247H63ZM71 245V244H70ZM230 245V244H229ZM67 246V245H66ZM113 246V245H112ZM211 246V245H210ZM215 246V245H214ZM214 246H211V247H214ZM233 246V245H232ZM44 247V248H45ZM68 247H69V245H68ZM180 247V246H179ZM230 247V246H229ZM243 247V246H242ZM67 248V247H66ZM188 248V247H187ZM186 248V249H187ZM216 248V247H215ZM220 248V247H219ZM235 248V247H234ZM189 249V248H188ZM202 249V248H201ZM233 249V248H232ZM238 249V248H237ZM248 249H249V251L251 252V253H253L255 256H257L258 257V261L260 262V263H258V264H264V249H262V248H256V247H254V245L252 244V243H250L249 244V246H248ZM49 250V249H48ZM55 250V249H54ZM62 250V249H61ZM68 250H69V248H68ZM82 250V249H81ZM184 250V249H183ZM5 251V255H4V252ZM164 251V250H163ZM185 251V250H184ZM207 251V250H206ZM240 251V250H239ZM113 252V251H112ZM209 252V251H208ZM8 253V255H6ZM49 253V252H48ZM63 253H66V252H64L63 251ZM201 253H202V251H201ZM238 253V252H237ZM23 255V257H22V259L20 258L19 259V255ZM72 254V253H71ZM79 254V253H78ZM229 254V253H228ZM243 254V253H242ZM245 254V253H244ZM253 254L251 255V256H253ZM73 255V254H72ZM80 255V254H79ZM92 255V254H91ZM190 255V254H189ZM19 256V257H18ZM194 256V255H193ZM215 256V255H214ZM214 256H212V257H214ZM221 256H222V254H221ZM224 256V255H223ZM226 256V255H225ZM87 257V256H86ZM91 257V256H90ZM93 257V256H92ZM192 257V256H191ZM77 258L78 259H80V256H78L77 255ZM208 258V257H207ZM225 258V257H224ZM232 258V257H231ZM42 259H43V256H42ZM65 259V258H64ZM81 260V259H80ZM90 260V259H89ZM193 260V259H192ZM198 260V259H197ZM219 260V259H218ZM232 260V259H231ZM242 260V259H241ZM82 261V260H81ZM91 262H92V260H90ZM185 261V260H184ZM211 261V260H210ZM217 261V260H216ZM228 261V260H227ZM247 261V260H246ZM66 261H64V263H65ZM203 262V261H202ZM208 262V261H207ZM79 263H80V261H79ZM84 263V262H83ZM246 263H248V262H246ZM60 264H62V262L60 263ZM68 264V263H67ZM69 264H71V262L69 263ZM191 264H193V263H191ZM218 264H220V263H218ZM257 264V263H256Z\"/></svg>",
  "mask_w": 264,
  "mask_h": 264
}]
</instances>
